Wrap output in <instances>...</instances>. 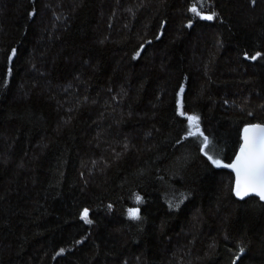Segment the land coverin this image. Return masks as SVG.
<instances>
[{"label":"trees","instance_id":"1","mask_svg":"<svg viewBox=\"0 0 264 264\" xmlns=\"http://www.w3.org/2000/svg\"><path fill=\"white\" fill-rule=\"evenodd\" d=\"M255 122L264 0H0V264H264Z\"/></svg>","mask_w":264,"mask_h":264},{"label":"snow or ice","instance_id":"2","mask_svg":"<svg viewBox=\"0 0 264 264\" xmlns=\"http://www.w3.org/2000/svg\"><path fill=\"white\" fill-rule=\"evenodd\" d=\"M189 11L205 20H212L213 16L215 15V13H213L212 15H202L195 5L190 7ZM29 15H32V13H29ZM141 47H143V45ZM16 51V49H13V54H15ZM137 55H139V53H137ZM260 55V52H257L252 56H249L247 53H245L244 58L256 60ZM8 59L12 60V55H10ZM180 88L181 91H183V85H181ZM179 97L180 93H177V113L178 115L184 116L185 113L180 110L181 102ZM186 119L189 122V131L187 135L202 136L203 141L200 151L207 156L208 160L214 166H221V162L219 160L207 155V152L205 151L206 146L209 144V139L199 131L198 117L188 115ZM193 127H195L196 129L195 132L192 131ZM240 139L241 143L239 146V150L236 153L235 159L231 164L223 165V167L230 168L235 173V185L232 191L238 198L242 199L246 196H249L250 194H253L258 197L260 201L264 202V126L246 125L242 130ZM140 199L141 198L139 196H136L137 202H139ZM138 213V209H128V215L132 219H137ZM88 215L89 210L87 208L83 209L80 213L81 219L90 224L91 220L88 219ZM63 251L64 250L61 249L60 253H62ZM243 251L244 249L241 248L240 252ZM60 253H58L57 255H59Z\"/></svg>","mask_w":264,"mask_h":264},{"label":"water","instance_id":"3","mask_svg":"<svg viewBox=\"0 0 264 264\" xmlns=\"http://www.w3.org/2000/svg\"><path fill=\"white\" fill-rule=\"evenodd\" d=\"M247 125H261V126H264V124H262V123H258V122H255V123H250V124H247ZM246 126V125H245ZM244 126V127H245ZM244 127L242 128V130L244 129ZM241 133H242V131H241ZM241 143V142H240ZM240 146V145H239ZM239 150V147H238V149H237V151ZM237 151H236V153H237ZM236 153H235V155H234V157L232 158V160L230 161V163L229 164H231L232 163V161L235 159V156H236ZM229 170H230V172L232 173V175H233V186H232V189H233V187H234V185H235V173L229 168ZM233 192V191H232ZM233 196H234V198L235 199H237V200H243V199H245V198H247V197H256L255 195H253V194H250L249 196H246V197H244V198H238L234 193H233ZM256 198H258V197H256ZM259 199V198H258ZM262 202V201H261Z\"/></svg>","mask_w":264,"mask_h":264}]
</instances>
